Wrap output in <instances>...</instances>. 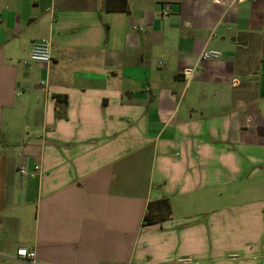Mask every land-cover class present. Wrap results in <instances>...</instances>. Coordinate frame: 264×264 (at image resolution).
I'll list each match as a JSON object with an SVG mask.
<instances>
[{
  "label": "crops",
  "instance_id": "obj_1",
  "mask_svg": "<svg viewBox=\"0 0 264 264\" xmlns=\"http://www.w3.org/2000/svg\"><path fill=\"white\" fill-rule=\"evenodd\" d=\"M106 3L0 0V264H264V0Z\"/></svg>",
  "mask_w": 264,
  "mask_h": 264
},
{
  "label": "built area",
  "instance_id": "obj_2",
  "mask_svg": "<svg viewBox=\"0 0 264 264\" xmlns=\"http://www.w3.org/2000/svg\"><path fill=\"white\" fill-rule=\"evenodd\" d=\"M52 45L48 40H42L36 43L30 53L29 61L36 64H46L52 61ZM222 58V53L219 51L211 50L205 51L202 55L203 60H219ZM41 168L38 166L33 171H29L26 167H22L19 173L22 178H29L38 175ZM17 257L23 260L26 264H38L37 253L30 251L24 247L17 250ZM186 259H181L180 263H185Z\"/></svg>",
  "mask_w": 264,
  "mask_h": 264
},
{
  "label": "trees",
  "instance_id": "obj_3",
  "mask_svg": "<svg viewBox=\"0 0 264 264\" xmlns=\"http://www.w3.org/2000/svg\"><path fill=\"white\" fill-rule=\"evenodd\" d=\"M107 10L113 12H129L128 0H107ZM67 105V97H57V116H64V109L61 103ZM171 215V204L169 199H162L148 205L144 218L145 224H153L167 219Z\"/></svg>",
  "mask_w": 264,
  "mask_h": 264
}]
</instances>
